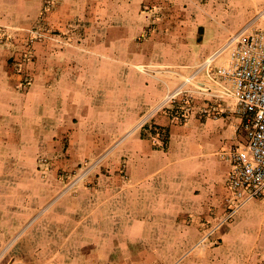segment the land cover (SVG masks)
Listing matches in <instances>:
<instances>
[{"label": "crops", "instance_id": "0c3cea01", "mask_svg": "<svg viewBox=\"0 0 264 264\" xmlns=\"http://www.w3.org/2000/svg\"><path fill=\"white\" fill-rule=\"evenodd\" d=\"M262 10L264 0H0V264H264L262 200L201 243L227 209L222 154L244 140L235 103L208 102L214 115H203L199 101L187 123L163 111L136 128ZM79 19L72 45L32 40L41 21L64 31ZM89 159L103 165L93 187L61 195V172Z\"/></svg>", "mask_w": 264, "mask_h": 264}, {"label": "built area", "instance_id": "2783aa9c", "mask_svg": "<svg viewBox=\"0 0 264 264\" xmlns=\"http://www.w3.org/2000/svg\"><path fill=\"white\" fill-rule=\"evenodd\" d=\"M264 18V10L258 15ZM257 18L232 34L224 46L195 72L168 92L150 112L167 110L174 123L184 124L197 102L201 114H211L208 102H234L244 130V140L222 157L232 161L228 175L227 209L212 225L206 224L201 243H212L216 230L230 223L254 200L264 201V23ZM204 75V80L199 76ZM146 117L140 122L143 127ZM158 140L165 133L152 134ZM207 242V243H208Z\"/></svg>", "mask_w": 264, "mask_h": 264}, {"label": "rangeland", "instance_id": "374dc122", "mask_svg": "<svg viewBox=\"0 0 264 264\" xmlns=\"http://www.w3.org/2000/svg\"><path fill=\"white\" fill-rule=\"evenodd\" d=\"M53 1V0H51ZM49 3V2H48ZM54 3V5H57L58 1H54L52 2ZM46 5H50L46 4ZM52 5V4H51ZM53 6V5H52ZM55 7V6H54ZM263 11V10H262ZM261 11V12H262ZM259 12L257 14V16H255L253 19L257 18V22H263L264 23V18H260L258 15L261 13ZM252 19V20H253ZM85 25L84 20L79 19V20H73L71 22H68L67 27L64 31H57V30H52L51 28H49L48 25H46L45 23H43V21H41V23L39 24V29L37 30V32L31 37L32 40L34 39V41L36 42H41L45 39H49V40H57L59 39V41L61 43H63V45H72L75 42V37L77 36L78 38L81 36V28H83ZM30 42H33L30 40ZM29 42V43H30ZM32 44V43H31ZM197 68V67H196ZM196 68L194 69V71L192 72V74L195 72ZM147 70V68L145 67L144 70ZM166 68H164L165 70ZM175 70V69H174ZM148 73L150 75H153L152 72ZM192 74H185L182 75V82L185 80L186 77L192 75ZM180 82L179 85L182 83ZM178 85V86H179ZM177 86V87H178ZM176 87V88H177ZM175 89V88H174ZM174 89H170L167 90V92L165 93V95L174 90ZM165 97V96H164ZM163 97V98H164ZM156 107V106H155ZM153 107V108H155ZM153 110V109H152ZM151 110V111H152ZM150 111V112H151ZM163 111H167V110H162L159 111L163 112ZM150 112L145 116L146 117V122L145 125L153 118L154 115H156V113H153L152 115L150 114ZM157 113V114H158ZM144 119V116L142 117V119L136 124V128H142L139 127L138 125L140 124V122ZM149 124V123H148ZM144 125V126H145ZM143 126V127H144ZM103 166L102 162L99 163V161L97 160H93V159H89V160H84L82 162H80L78 165H75L74 167H70L68 170L61 172V177L63 178L64 181V190L61 193V195H63L65 192L70 193V192H74L75 189L79 186H87V187H93V184L91 183L92 181L90 180L93 176V174H95V171L99 168ZM48 169V167H47ZM123 173L126 170V164L125 162H122L121 164V169H120ZM60 195V196H61Z\"/></svg>", "mask_w": 264, "mask_h": 264}]
</instances>
